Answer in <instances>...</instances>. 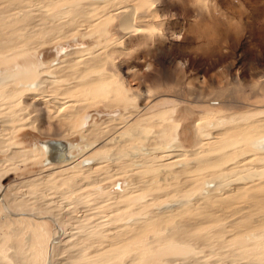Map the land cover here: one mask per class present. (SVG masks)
<instances>
[{"label": "rangeland", "instance_id": "374dc122", "mask_svg": "<svg viewBox=\"0 0 264 264\" xmlns=\"http://www.w3.org/2000/svg\"><path fill=\"white\" fill-rule=\"evenodd\" d=\"M8 1L0 264H264V0H20L6 12ZM125 7L132 30L119 26ZM44 22L59 33L43 36ZM76 46L86 51L57 53ZM191 123L198 145L182 140ZM48 139L80 161L53 171L65 181L45 176ZM22 149L33 157L15 162ZM121 187L118 202L99 201Z\"/></svg>", "mask_w": 264, "mask_h": 264}, {"label": "bare ground", "instance_id": "6f19581e", "mask_svg": "<svg viewBox=\"0 0 264 264\" xmlns=\"http://www.w3.org/2000/svg\"><path fill=\"white\" fill-rule=\"evenodd\" d=\"M6 1V0H5ZM8 1V0H7ZM20 0H13V2L14 3H16V2H19ZM13 2H7L6 3V5L5 4H3L2 3V5H4V10H6V12L9 10L8 8V6H10V4L11 3H13ZM34 2V1H33ZM104 3V2H103ZM98 4V3H97ZM104 4H107V3H104ZM103 4V5H104ZM16 5V4H15ZM15 5H11L10 7H12V6H14L13 8H15ZM98 7H96V6H94V7H91V8H87V7H85V9H81V11L82 12H85L86 10H96ZM119 8V7H118ZM12 9V8H11ZM122 9V8H121ZM1 11H3V9L1 10ZM19 11V10H18ZM135 10L132 8V7H125V8H123L122 10H120V12H122V15H121V17H120V24H119V26L121 27V29H124V30H132L133 29V24H132V21H133V17H134V12ZM20 12H21V10H20ZM23 12H24V10H23ZM22 12V13H23ZM79 12V11H78ZM82 12H80V13H82ZM3 13V12H2ZM23 14H26V13H23ZM22 14V15H23ZM28 15V14H27ZM26 16V15H25ZM29 16V15H28ZM29 17H31V16H29ZM75 17V16H74ZM79 17V16H78ZM77 17V18H78ZM1 19H3V18H1ZM23 19V18H22ZM25 19V18H24ZM10 20V19H9ZM71 20V19H70ZM13 21V20H12ZM11 21V22H12ZM21 21V20H20ZM27 22V21H26ZM31 22V21H30ZM29 22V23H30ZM69 22V21H68ZM74 22V21H73ZM72 22V23H73ZM6 23H8V22H6ZM28 23V22H27ZM28 23V24H29ZM64 23V22H63ZM70 23V22H69ZM5 24V23H4ZM3 24V25H4ZM11 24V23H10ZM0 25H2L1 23H0ZM38 25V24H37ZM60 25V24H59ZM59 25L57 24H54V22L52 23H50V24H47V23H41V24H39V27H38V29L41 31L42 30V35L44 36L45 34H52L53 32H56V29L57 28H59ZM74 25H75V22H74ZM73 25V26H74ZM76 25H77V23H76ZM76 25H75V27H76ZM11 26V25H10ZM60 26H62V25H60ZM68 27V26H67ZM71 27V26H70ZM13 28V27H12ZM38 30V31H39ZM57 34L59 33V32H56ZM55 33V34H56ZM126 35V34H125ZM53 36V35H52ZM60 36H61V34H60ZM46 38V37H45ZM44 38V39H45ZM46 39H49V38H46ZM81 48H83V47H81ZM74 50H76V51H79L80 53H82V52H84V51H86L85 49H80V48H76V49H72V50H70V51H66L65 53H63V55H68V54H71V53H73V52H76V51H74ZM94 56V55H93ZM64 57V56H63ZM96 57V56H95ZM94 57V58H95ZM98 57V56H97ZM84 60H86V59H84ZM83 60V61H84ZM94 60V59H93ZM100 60V59H99ZM98 60V61H99ZM88 61V60H87ZM94 61H96V60H94ZM79 62V61H78ZM77 62V63H78ZM82 62V61H81ZM97 62V61H96ZM71 63V61H68L67 62V65H69ZM42 64H43V62H42ZM41 64V65H42ZM86 64V63H85ZM96 64V63H95ZM97 64H99L98 62H97ZM30 65H33V66H35V67H37V65L38 64H36L35 62L33 63L32 61L30 62ZM66 65V64H65ZM66 65V66H67ZM61 66L62 67H64V65H62V63H57V65H55L53 68H52V72H58V73H60L61 72ZM75 66V65H74ZM92 66V65H91ZM88 68H89V66H88ZM90 69V68H89ZM41 71L42 70H40V71H38V75L41 73ZM73 72V71H72ZM68 73V72H67ZM75 73V72H74ZM60 75H62V74H60ZM40 77V80L37 82V84H34V87H37V88H39L38 90H40V91H44L45 90V88L43 87L44 86V84L42 85V83H45L46 81H47V77H45V76H39ZM54 81V80H53ZM51 82V81H50ZM46 85V84H45ZM29 87H31V84H25V83H21V85H20V87H19V89H20V91H15V96H17V99H22V98H24V96L26 95L25 93L27 92L26 91V89L25 88H29ZM49 89V88H48ZM50 90V89H49ZM58 90V89H57ZM67 90V89H66ZM65 90V91H66ZM39 91V92H40ZM46 91V90H45ZM64 91V90H63ZM9 90H5V89H0V95L1 96H5L6 94L8 95L9 94ZM13 92V91H12ZM50 92V91H49ZM62 92V91H61ZM60 92V93H61ZM11 93V92H10ZM42 93V92H41ZM53 93V92H52ZM34 96H36V97H34L36 100H40V99H42L43 98V95L40 97H37V94L36 95H34ZM7 98V97H6ZM43 100H45V99H43ZM14 102H15V100H14ZM13 103V102H12ZM33 103H34V100H33ZM13 104H15V103H13ZM11 105V104H10ZM192 112V111H191ZM186 114H183L182 116H184L183 118H187V116H185ZM194 119V118H193ZM3 122H5V121H3ZM3 122H1V123H3ZM6 123V122H5ZM190 123V122H189ZM196 124V123H195ZM195 124H193V123H191V124H186V125H184V128H183V130H182V133H181V135H182V140H183V142H187L188 144H190V145H198V144H200V142H201V139H200V135H199V132H198V130H197V128H196V126H195ZM106 125V124H105ZM1 126V125H0ZM3 126V125H2ZM176 128H178V124H176ZM1 129V128H0ZM90 129V128H89ZM5 130V129H4ZM243 133H244V135H243V137L244 138H246L247 136H248V133H247V131L245 130V131H243ZM57 134L58 135H60L61 134V132L59 133V132H57ZM83 133H81V135H82ZM100 135L101 134V132L98 130V129H94V131L93 130H91V131H89L87 134H86V136H88V137H90V138H94V137H96L97 135ZM130 134V131H124V135H129ZM85 135V134H84ZM177 135L179 136V134L177 133ZM177 136V137H178ZM81 137H83V136H81ZM85 138H87V137H85ZM84 138V139H85ZM61 141L62 143H63V145L65 146V152H66V157H65V159L63 160V161H61V162H55L54 160H53V157H52V155H53V142L54 141ZM262 144H261V147L263 148V150H264V136L262 137ZM89 144H91L89 141H86L85 140V142H84V149L85 150H87V149H89L90 148V146H89ZM43 147H44V163L46 164V166H47V168L48 169H50L49 170V172H47L46 174H45V176H48L49 178L48 179H51V180H56V181H60L61 180V182H62V180H64V179H66V177L62 174V173H53V171H55V170H60V168H61V166L62 165H60V164H62V163H64V162H66V161H68L69 159H70V161L69 162H67V164H70V165H76L78 162L80 163V161H79V159H75V158H73V156L71 157V155H69V154H67V144L65 143V141H63V140H60V139H55V140H50V141H43ZM258 145V144H257ZM1 147H3L2 145H1ZM5 149V148H4ZM2 150V149H1ZM170 150V149H169ZM168 150V152H165V154L164 155H167V156H169V157H174V156H177V154H176V152H174L175 150H170L169 151ZM11 152H14L13 150H11ZM264 152V151H263ZM9 153H10V151H9ZM18 154V153H17ZM13 155V154H12ZM11 154L9 155V156H12ZM16 155V154H15ZM15 155H13V159H14V156ZM69 155V156H68ZM134 156V155H133ZM256 156V155H255ZM33 157V153H32V151H30V150H28V149H22V150H19V157L17 158V161H15V162H23L24 160H26V159H28V158H32ZM149 157H147V158H145L144 160H147ZM222 158V157H221ZM258 162H260V163H262V169H261V171H263V172H258L257 174H264V153H262L261 155H257L256 156V158H255ZM15 160V159H14ZM144 160H142V161H144ZM94 161H96V160H94ZM93 162V161H92ZM91 162V163H92ZM78 163V164H79ZM64 164H66V163H64ZM213 164H215V163H213ZM69 166V165H68ZM87 166V168H88V170H92V168H93V165H86ZM73 168H74V166H73ZM220 175H222V173H220V174H218V176H220ZM37 176V175H36ZM67 176H69V175H67ZM217 176V177H218ZM44 177V176H43ZM67 178H69V177H67ZM214 176L212 177V178H209L208 180H205V184H207L208 185V187H210L209 186V183L211 182V181H214ZM247 178V177H246ZM65 181V180H64ZM96 180L94 179L93 180V182H95ZM67 182V181H66ZM34 183V181H32V183L30 184V185H34L33 184ZM79 183V182H78ZM211 190V189H210ZM127 190H126V188H120V190L118 191V192H111V193H109V194H107L106 196H104V197H101L100 198V202H107V203H114V202H118L119 200H118V196H123V194L126 192ZM1 192V191H0ZM212 195H209V196H206L205 197V200H208L209 198H212L211 197ZM209 201H211V200H209ZM262 202H264V199H260L259 200V202L258 203H260V205H261V203ZM98 204H100V203H98ZM210 205H211V203H210ZM181 206H182V208H183V205H180L179 206V208H181ZM178 208V209H179ZM181 208V209H182ZM164 210H166V209H164ZM168 211H172V210H174V208L173 207H170V208H168L167 209ZM165 212H167V211H165Z\"/></svg>", "mask_w": 264, "mask_h": 264}, {"label": "water", "instance_id": "95a60500", "mask_svg": "<svg viewBox=\"0 0 264 264\" xmlns=\"http://www.w3.org/2000/svg\"><path fill=\"white\" fill-rule=\"evenodd\" d=\"M53 160L55 162H61L65 159L66 157V152H65V146L61 141H54L53 142Z\"/></svg>", "mask_w": 264, "mask_h": 264}, {"label": "flooded vegetation", "instance_id": "af4514ba", "mask_svg": "<svg viewBox=\"0 0 264 264\" xmlns=\"http://www.w3.org/2000/svg\"><path fill=\"white\" fill-rule=\"evenodd\" d=\"M75 48H81V47H80V46H76ZM57 51H58V52H57L58 54H59V53H60V54H61V53L63 54V53H65V52L67 51V49H65V47H60L59 50H57ZM26 84H27V83H26ZM87 118H88V117H85V121H84V122H87ZM82 121H83V120H82ZM84 125H85V124L81 125L80 127L82 128ZM41 144H43V142H41ZM42 147H43V145H42ZM67 150H68V151H67V154L70 155V153H69L70 148H69L68 145H67ZM43 153H44V147H43ZM69 155H68V156H69Z\"/></svg>", "mask_w": 264, "mask_h": 264}, {"label": "crops", "instance_id": "0c3cea01", "mask_svg": "<svg viewBox=\"0 0 264 264\" xmlns=\"http://www.w3.org/2000/svg\"><path fill=\"white\" fill-rule=\"evenodd\" d=\"M50 140H55V139H50ZM50 140L48 139V140H46V141H50ZM65 143L69 146V144H68L67 141H65ZM41 163H42V164H45V163H44V156H43V158H42V160H41Z\"/></svg>", "mask_w": 264, "mask_h": 264}]
</instances>
